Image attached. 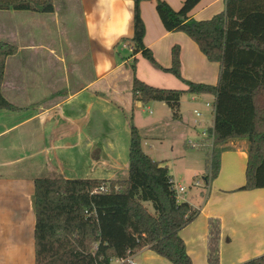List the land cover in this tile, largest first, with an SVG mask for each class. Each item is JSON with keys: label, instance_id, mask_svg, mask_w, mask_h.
<instances>
[{"label": "crops", "instance_id": "0c3cea01", "mask_svg": "<svg viewBox=\"0 0 264 264\" xmlns=\"http://www.w3.org/2000/svg\"><path fill=\"white\" fill-rule=\"evenodd\" d=\"M165 1L178 10L185 0ZM60 3L49 13L0 10V42L18 47L16 54L6 60L2 92L19 107V110L0 109V264H35L37 178L128 177L131 116L139 129L143 150L153 159L168 164L176 185L171 164L161 156L160 147L165 138L182 137L183 132L196 135L199 126L214 127V109L210 124L205 125L207 119H193L189 110L183 108L187 95H191L195 106L201 104L198 100L203 97L211 98L215 104L213 94L185 93L179 119L173 118L171 108L164 101L153 100L147 105L133 99L135 75L154 87L188 88L141 53L135 56L133 69L135 58L131 56L129 43L124 42L134 34L133 0ZM140 8L146 26L144 42L160 65L170 67L172 48L180 45L182 76L194 82L218 83L220 64L209 61L186 33L167 31L156 10V0H142ZM225 9L226 0H200L190 15L198 20L210 19ZM44 14L51 17V26L43 29L23 26L25 19L35 20ZM17 18L19 22H15ZM72 24L79 26L70 34ZM40 33L50 40L39 39ZM146 105L151 117L144 120L142 113ZM202 131L197 140H192L198 141ZM224 145L228 148L221 154L222 170L218 179L213 180L211 198L218 207L224 202L222 212L218 210L214 214L222 218L220 247L223 249L226 242H233L230 237L226 240L225 233L229 225L240 222V214L252 211L262 217L250 236L243 239L241 254L237 251L241 242L228 248L235 256L232 262L235 263L264 253V188L238 190L246 183L249 144L246 139H231ZM221 172L225 174L223 184L219 179ZM190 193L186 190L179 196L200 214L203 209L196 207ZM200 193L205 195L203 190ZM195 219L180 235L196 264V257L208 259L209 223L205 218ZM230 235L233 237V230ZM147 254L150 260L160 258L151 249Z\"/></svg>", "mask_w": 264, "mask_h": 264}, {"label": "trees", "instance_id": "16d2710c", "mask_svg": "<svg viewBox=\"0 0 264 264\" xmlns=\"http://www.w3.org/2000/svg\"><path fill=\"white\" fill-rule=\"evenodd\" d=\"M134 2L131 56L141 53L156 67L182 80L187 89L159 88L136 75L134 100L164 101L173 118L181 117L185 93L213 94L215 143L246 139V183L238 190L264 188V0H226V9L210 19L190 15L200 0H185L174 9L156 0V10L167 31L184 32L211 62L220 64L217 84L194 82L182 76L181 47L172 48V65H160L146 46V26L140 2ZM54 11L52 0H0V10ZM18 47L0 42V109L19 110L2 92L8 56ZM134 59L133 69L136 68ZM129 167L126 179L99 180L39 177L35 180V264H111L113 259L149 248L172 264H193L180 231L199 214L180 200L168 164L157 161L142 147L139 129L130 118ZM205 142V141H204ZM205 181L220 172L221 154L209 144ZM106 186L105 191H100ZM148 204H151L152 210ZM221 225L210 219L208 261L220 262ZM241 264H264V254Z\"/></svg>", "mask_w": 264, "mask_h": 264}, {"label": "rangeland", "instance_id": "374dc122", "mask_svg": "<svg viewBox=\"0 0 264 264\" xmlns=\"http://www.w3.org/2000/svg\"><path fill=\"white\" fill-rule=\"evenodd\" d=\"M61 1L63 3L65 2L66 4H68L67 0H52L53 4L57 5L58 7L61 5L60 3ZM69 20L71 23L74 21L73 18ZM15 22H19V18H17ZM50 22H51V17L44 14V15L38 16V19L36 18L35 20L25 19V21H23V26L32 25V26L39 27L40 29H43V27H49L51 26V24H53V23L50 24ZM77 27H74V25L72 24L70 27V34L74 33L75 28ZM37 37L45 41L50 40L49 36H45L42 33L38 34ZM76 37H78V35ZM198 101L201 104L193 106L194 101L192 100L191 95H187V97L184 100L183 108L184 110L186 109L189 110L188 112L189 117H192L193 119H197V120L207 119V121L204 124L208 125L210 124L209 120L211 119L213 108L206 106V104L211 103L213 105L214 103L211 100V98H208V97L200 98ZM147 105H146L145 112L142 113L144 120L151 117ZM195 110H198L200 113H202V116H197L196 113L194 112ZM203 127L202 126L198 127L199 134L204 129ZM198 133L196 135H192L191 133L189 134L187 132H183L182 137H179L180 135H173V136L170 135L166 137L164 144L162 145V147H160L161 156L162 158L167 159L168 162L171 164V167L173 169L177 182L185 185L187 190L191 192L190 194L192 196V200L195 203L196 207H198L201 210L203 209L202 212L199 214V216L195 219V221L203 219V218L206 219L207 223H209L210 219L218 220L220 222L221 231H222V218L214 214L215 212H218V210H221L222 212L223 207H224V202H220L221 207H218V205L212 204V200H211L213 196V192H214V181L216 180V178L218 179V176L215 179H211L209 181V189H208V185L203 177L204 174L202 173V172L207 171V165H208L207 161L210 164V160H211L210 152L211 151L209 152V149L203 146L192 148L188 142L189 140H192V139L197 140L199 137ZM227 148L228 147L225 146L223 143L216 144L214 140L213 146H211L210 149H212V151L214 150L215 153H218L220 150L227 149ZM239 165H240L241 170H243L242 161L239 162ZM220 169L222 170V157H221V162H220ZM199 170H202V171L198 172ZM224 178H225V174L224 173L222 174L221 172V175L219 176L221 184L224 183L225 181ZM198 180L201 182V186L203 187L196 186L195 182ZM211 188H213V191ZM200 189H202L205 192L204 193L205 195L200 193V191H202ZM224 197H227V196H224ZM151 206H152L151 204H148V207L150 210H152ZM260 218L262 217L261 215H259V213L255 216L254 212L248 211V212L240 214L239 216L240 222L229 225L230 227H228L225 233L226 240L227 238L230 237L231 240L233 239V242L227 243L225 240L226 244L224 245V248L222 249V247H220V250H221L220 258L221 259H220L219 264H241L245 261L251 260L255 257H258L264 254L263 253L257 256L255 255L250 256L247 259H244L243 261L232 263L235 256L228 249L230 246L237 245L241 242L237 248L238 253L241 254V252H243V246H242L243 239H247L250 236V233L255 229L254 228L255 223H257L260 220ZM232 230H233V237L230 235V232H232ZM149 250L150 249L148 248H143L135 253V260L137 264H172L169 260L161 256L158 260L148 259L147 253ZM195 259H196V264H205V263L210 264L208 259H204L203 257H196ZM192 261H193V264H195V261L193 259Z\"/></svg>", "mask_w": 264, "mask_h": 264}, {"label": "built area", "instance_id": "2783aa9c", "mask_svg": "<svg viewBox=\"0 0 264 264\" xmlns=\"http://www.w3.org/2000/svg\"><path fill=\"white\" fill-rule=\"evenodd\" d=\"M130 51H133V47L128 46ZM208 107H212L215 111V104H211V103H207L206 104ZM195 113L197 116H201L202 113H200L198 110H195ZM215 140V132H214V127L213 128H204L202 131V136L198 141H194V140H189V145L192 148H196L197 146L200 145H205V144H209V146H213V142ZM205 141V142H204ZM206 183H208V181H206ZM175 184V182H174ZM196 186H201V182L198 180L195 182ZM107 188L106 186H102L100 188V191H105ZM175 189L177 191L178 197L180 200H182V198H180L179 194L185 192L187 189L185 186L183 185H176L175 184ZM111 264H137L135 261V257H134V253H129L127 256L124 257H120V258H115L113 259Z\"/></svg>", "mask_w": 264, "mask_h": 264}]
</instances>
